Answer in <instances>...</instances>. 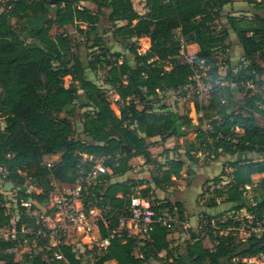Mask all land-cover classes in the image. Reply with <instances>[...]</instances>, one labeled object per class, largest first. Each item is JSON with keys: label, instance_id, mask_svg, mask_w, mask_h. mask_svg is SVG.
Segmentation results:
<instances>
[{"label": "trees", "instance_id": "16d2710c", "mask_svg": "<svg viewBox=\"0 0 264 264\" xmlns=\"http://www.w3.org/2000/svg\"><path fill=\"white\" fill-rule=\"evenodd\" d=\"M233 1L143 0V13L133 7L132 0H55L53 3L7 0L3 4L0 9V119L3 121L0 177L17 188L18 238L25 234L19 232L24 227L29 230L25 235L42 248L29 253V264H83L82 257L86 258L90 248L65 236L55 246L49 245V228L37 220L36 214L43 206V213L53 216L54 210L46 209L52 182L74 183L99 158L110 173L98 175L100 183L89 188L84 201L89 200L97 207H111L105 213L108 226L100 224V234L104 238L113 233V237L105 250H99L101 255L95 264L109 260L115 264H150L149 259L158 256L163 257V264H241L240 252L247 251L246 255H250L261 248L253 235L238 230L243 225L238 217L223 221L219 213L216 218L208 216L200 220L198 225L213 244L211 248L203 244L198 234L192 233L191 239L184 243L183 252H175L169 236L175 223L185 219L184 204L153 199L149 193L150 183L156 187L167 185L173 175L186 168L181 159L158 164L159 172L151 175L149 183L144 179H119L131 169L132 159L142 157L145 163L152 160L149 139L182 136L179 130L197 120L201 127L194 131V141L189 146L192 149L186 152H206L213 158L233 157L227 161L230 170L212 179L216 186L208 207L228 203L235 212L242 210L250 217H260L264 212V126L254 116L255 112L264 116V98L252 89L256 77L264 74V66L256 62H264V0L249 1L253 9L251 17L223 14V8ZM83 2L93 4L94 9ZM105 12L114 26L113 35L120 37L117 40L132 55L131 59L122 51H112L97 32V24ZM37 18L42 19L41 24L31 27L26 24ZM221 18L226 19L227 26L216 29V21ZM13 22L19 23L25 34L23 38L17 35ZM67 26L75 27L90 41L87 46L93 57L86 64L77 48L72 49L74 44L65 29ZM53 28L61 29L56 36L51 35ZM229 32L235 34L246 62L238 73L229 68L225 77L236 90L245 88L247 97L237 107L233 106L232 87L220 83L215 55L217 48L225 50ZM140 37L149 39L144 52H139L133 44L127 46L128 40ZM188 44L198 47L191 58L182 52ZM98 67L106 69L103 84L118 96L115 101L118 115L105 88L86 74L87 69L95 71ZM196 73L198 80L194 78ZM66 76H70L67 85ZM208 77V101L204 106L194 103L190 113L170 110L164 105L158 111L154 109L161 92L180 89L185 96L188 91L197 90L199 82ZM80 88L84 89L88 109L81 117L83 137L75 138L73 118ZM207 112L213 114L208 116ZM250 153L261 156L253 159ZM83 154L91 155L92 159H84ZM52 156L56 158L50 160ZM188 157L190 162L195 161L192 155ZM256 174L261 175L255 184L257 193L250 199L243 191L245 185L254 183ZM27 180L33 183L29 193L24 192ZM143 184L145 187L138 189ZM38 188L41 191L37 194L34 190ZM137 192L149 202L154 216L166 212L175 221L169 226L154 223L148 237L119 227V217L127 214L123 208L128 205L129 196ZM28 198L35 199L29 210L19 204L20 199ZM7 210L6 197L0 192V228L11 222ZM17 243L0 238V264H22L15 257ZM55 252L61 254L60 259L54 256Z\"/></svg>", "mask_w": 264, "mask_h": 264}, {"label": "rangeland", "instance_id": "374dc122", "mask_svg": "<svg viewBox=\"0 0 264 264\" xmlns=\"http://www.w3.org/2000/svg\"><path fill=\"white\" fill-rule=\"evenodd\" d=\"M7 0H0V9L2 8L3 4ZM251 0H234L233 3L225 6L223 8V14L233 13L237 16H244L251 17L253 13L252 3L249 2ZM83 4L91 7L94 9V5L88 2H83ZM133 7L139 12L143 13L145 7L143 6V0H132ZM105 12L101 17L100 21L97 24L96 30L99 34H101L102 38L104 39L107 46L112 51H122L124 55L128 58H132V55L128 52L126 48H124L123 44L117 40L120 37H116L113 35L112 27L114 26L107 20ZM45 18V17H44ZM15 31L20 38H23L25 34L20 29L18 22H13ZM42 23L41 18H37L36 20L26 21L28 26H37ZM121 23V22H119ZM118 25V23H117ZM225 25L227 26L226 19L221 18L216 21V29H224ZM66 31L69 33L70 37L72 38V49L77 48V52L79 53L80 58L83 60V63L86 64V61L92 59L93 52L88 49L90 41L86 40V37L83 34H80L76 31L75 27L67 26ZM61 29L53 28L51 31L52 36H56V33ZM131 44L137 46V50L139 52H144L149 46V39L147 37H140V38H131L127 42V46L129 47ZM225 50L221 48H217L215 55L217 64L219 65V75H220V83L224 82V85H229L232 87L234 91L233 96V106H242L245 98V88L242 87L240 90H236V86L233 83H230L225 77L228 74V69H232L234 72L238 73L241 66L246 63L245 60L242 58V50L241 46L233 32H229V35L226 39ZM74 51V50H73ZM76 53V52H75ZM185 55H187L185 53ZM191 55H187L190 57ZM189 59V58H188ZM187 60V59H186ZM256 62L264 66V62L261 60H256ZM105 68L98 67L95 71L86 70V74L88 78L94 81L96 84L103 86L105 88L106 95L108 99L111 101V107L115 114H119L117 109V104L113 102L114 91L112 88L107 87L103 84L102 80L104 79L105 75ZM256 82L252 84L253 92L256 95H260L264 98V74L261 76L256 77ZM210 78L208 77L206 81L199 82L197 90H190L188 94L183 96L182 91L179 89L178 91H168V92H161L159 95V102L156 103L153 107L155 110H160L161 105H164L167 109L170 110H177L179 112H191L193 108H195L194 103H198L200 107L204 106L208 101V90L209 85L208 83ZM259 80L263 82H259ZM208 81V82H207ZM70 82V76L64 77V83L67 85ZM82 85V84H81ZM84 89H79V97L77 98L75 105H76V115L73 118V127L74 132L73 136L75 138H81L82 135V127H81V117L82 112L88 109L86 106L87 102L85 96L83 94ZM193 92H196V98L193 95ZM84 105V106H82ZM213 112H207V115H212ZM256 122L264 126V116L259 113H254ZM196 116H193L195 118ZM3 127V121L0 119V129ZM201 125L195 123L188 127H182L178 134L182 136L177 137H170L166 139H159L153 138L149 139V150L152 154V160L149 163H145L142 157H136L131 160V169L123 176L119 177V179L124 178H134V179H144L149 183L151 180L152 174H157L159 170L156 168L158 164H164L169 161H174L177 159H181L185 162V166L183 170L177 176H172V181L169 184H163L161 187H156L154 184L150 183L151 192L149 193L150 197L153 199L162 200V201H170L171 203L174 202H181L184 204L183 211H185V219L178 220L173 228L171 229V234L169 236V241L171 246L175 248V252L181 253L184 250V243L187 239H191L190 235L192 233L198 234V236L202 239L203 244L207 247H212L213 244L208 240V237L204 234V231L200 230L199 228V221L206 219L208 216L211 218H216V216L221 213L219 219L223 220L229 217H233L236 219L237 214L232 209L231 204L228 203H220L216 207H208L209 197H211L212 191L216 186L213 183L212 179L220 175L221 173L226 174L230 169L228 168L227 161L229 159H233V157L226 156L225 158L215 157L207 155V153H200L196 150H190V152H186L190 148V143L194 141V131L200 128ZM188 155H192L195 159L194 162H190ZM250 158H259L261 155L256 153H250ZM56 158L52 156L49 158L50 160ZM261 175H254L253 181L254 183L251 184V188L247 191V194L251 196L257 193L255 184L258 178ZM222 181H225V177L221 178ZM57 183V182H56ZM146 183V184H147ZM224 183V182H223ZM218 183V184H223ZM33 183L29 182L28 180L24 183L25 190L32 189ZM146 184L138 186V189L144 188ZM17 188L15 184L4 177H0V192L4 194L7 200V211L11 215V222L8 225H5L0 228V233H4L9 227L15 225V222L18 220V210L15 204V197L17 194ZM43 206L40 208V212H43ZM242 215L244 211L240 212ZM240 217V216H239ZM52 220L48 221V224L52 225ZM29 231L28 229H25ZM22 234L19 237V241L14 248L15 257L19 260L22 264H29V253H37L41 251V247H37L35 245V239L30 238ZM70 240H77L75 235L71 234L68 238ZM177 248V249H176ZM90 252L86 254V258H83V264H95L97 259L100 257L101 253L98 249L92 247ZM247 254V251H242L239 253L238 257H243ZM163 253H160V256ZM161 258V259H160ZM163 257H159L156 259H149L150 264H163L164 260ZM103 264H112V263H103Z\"/></svg>", "mask_w": 264, "mask_h": 264}, {"label": "built area", "instance_id": "2783aa9c", "mask_svg": "<svg viewBox=\"0 0 264 264\" xmlns=\"http://www.w3.org/2000/svg\"><path fill=\"white\" fill-rule=\"evenodd\" d=\"M198 77L199 75L196 73L194 78L198 80ZM117 100L118 96L114 95L113 102ZM83 158L91 160L92 156L83 154ZM45 163L50 165V161ZM0 171H2L1 168ZM106 172L110 173V169L103 164L102 158H99L94 160L87 174L80 176L74 183H51L52 188L47 195L46 209H53L54 214L53 216L45 215L40 211L36 214L37 220H41L43 225L49 228V245L55 246L61 242L63 236L68 238L73 234L77 237V240L72 239V242H76L81 246L87 245L90 249L92 247H96L100 251L106 249L113 233H110L107 237H101L100 224L104 227L108 226L105 213L111 207H97L89 200L84 201L89 193V188L100 183L101 179L98 178V175ZM249 188H251V185H245L243 194L251 199L252 196L247 194ZM32 190L33 187L24 190V192L29 193ZM40 191V188L34 190L37 194ZM33 202H35L34 198L19 200V204L28 210ZM252 203L254 204V202ZM123 211L127 214L119 217L118 226L125 228L134 235L148 237L154 223L169 226L175 221L174 217L166 212L154 216V213L149 209V202L142 198L138 192L129 196V203L123 208ZM241 211L235 212L237 214L235 217H238L243 224L237 227L238 230L253 235L259 240V246L261 247L256 253L241 257V264H264V212L260 217H250L245 213L242 215ZM50 220H52V225L48 224ZM232 228L235 229L236 227ZM19 232L25 233V228L21 227ZM0 238L12 241L20 240L15 225L9 227L2 235L0 233ZM54 256L57 259L61 258V254L56 252Z\"/></svg>", "mask_w": 264, "mask_h": 264}, {"label": "crops", "instance_id": "0c3cea01", "mask_svg": "<svg viewBox=\"0 0 264 264\" xmlns=\"http://www.w3.org/2000/svg\"><path fill=\"white\" fill-rule=\"evenodd\" d=\"M198 47L196 44H188V45H185L183 47V50L182 52L187 55H193L196 51H197ZM226 156L228 155H223V156H220V158H225ZM105 263H112V264H115V261L114 260H109Z\"/></svg>", "mask_w": 264, "mask_h": 264}, {"label": "water", "instance_id": "95a60500", "mask_svg": "<svg viewBox=\"0 0 264 264\" xmlns=\"http://www.w3.org/2000/svg\"><path fill=\"white\" fill-rule=\"evenodd\" d=\"M44 1H46V2H48V3H53V2H55V0H44Z\"/></svg>", "mask_w": 264, "mask_h": 264}]
</instances>
